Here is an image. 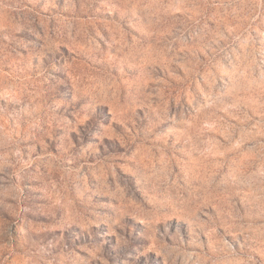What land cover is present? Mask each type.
Wrapping results in <instances>:
<instances>
[{"label": "rangeland", "instance_id": "1", "mask_svg": "<svg viewBox=\"0 0 264 264\" xmlns=\"http://www.w3.org/2000/svg\"><path fill=\"white\" fill-rule=\"evenodd\" d=\"M0 264H264V0H0Z\"/></svg>", "mask_w": 264, "mask_h": 264}]
</instances>
